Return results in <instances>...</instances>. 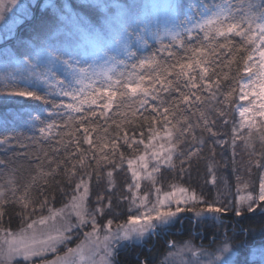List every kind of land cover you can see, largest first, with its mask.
Wrapping results in <instances>:
<instances>
[{
    "label": "snow or ice",
    "instance_id": "obj_1",
    "mask_svg": "<svg viewBox=\"0 0 264 264\" xmlns=\"http://www.w3.org/2000/svg\"><path fill=\"white\" fill-rule=\"evenodd\" d=\"M10 2L14 8L19 6L17 0ZM48 8L51 11H46L40 21L43 39L39 44L26 46V51L0 50L4 68L0 92L48 106L43 119L40 113L30 114L31 130L42 140L55 139L62 128L74 127L77 132L83 129L81 139L88 149L80 147L81 139L69 141L79 153L69 175H75L77 164L83 167L88 152H92L91 159L98 165L101 161L113 168L126 164L134 183L127 185L130 193L125 198L129 202L127 221L113 229V220L109 219L101 240V226L87 212L89 188L81 178L76 184L79 195L73 196L71 207L78 218L75 227L91 226V231L85 233L87 243L81 241L75 249L69 248L64 257L47 264H94L93 257L100 249L104 253L100 264H111L113 245L139 240L169 227L184 211L181 205L204 204L197 216L226 212L184 187L171 185L170 191L162 193L160 187H155V177L161 168L175 167L174 157L183 155L178 153L177 144L192 135L195 126L202 125L210 135H216L212 130L216 122L207 118L208 113L225 125L231 124L233 146L237 140L247 143L254 132L264 143V0H168L164 4L149 0H77L75 7L50 0ZM6 11L7 4L0 0V21L4 22L0 39L5 41L11 32ZM233 64L235 86L224 95L220 93L221 82L229 79ZM232 113L238 118L229 119ZM141 122L146 125L147 135L135 131L129 134L128 128L142 126ZM20 135H4L0 137V145L9 146ZM27 139L35 142L37 136ZM121 145L130 150V156L120 151ZM192 155L188 153V158ZM44 156L49 164L56 163L47 152ZM255 163L260 166L259 160ZM61 164H56V168ZM0 166L7 169L0 171V179L4 180L0 183L2 216L9 202L6 195L11 193L15 197L18 185L16 169H9L4 160H0ZM112 175V171L107 173L110 186ZM142 179L154 187L151 201L148 193L140 194ZM212 182L215 183L214 176ZM257 199L264 201V179L258 197L251 193L240 197L242 203H247L248 211L254 210ZM20 202L23 207L29 206L24 196ZM108 207L111 208V201ZM103 211L96 209L100 215ZM57 215H63L62 211L33 220L27 229L37 223L44 225L48 219L55 220ZM72 229L69 224L42 238H37L34 232L29 235L26 229H21L19 235L0 230L11 236L5 240L6 248L0 245V264L44 261L48 252H56L58 245L71 239L66 233ZM171 244L176 247L175 242ZM184 253L194 257L207 255L190 242L168 255L181 257V264H201L198 259L184 261ZM209 264H248V261H234L232 248L225 243Z\"/></svg>",
    "mask_w": 264,
    "mask_h": 264
},
{
    "label": "trees",
    "instance_id": "obj_2",
    "mask_svg": "<svg viewBox=\"0 0 264 264\" xmlns=\"http://www.w3.org/2000/svg\"><path fill=\"white\" fill-rule=\"evenodd\" d=\"M56 3L64 4L63 0H57ZM70 3L75 7V3ZM42 5V0H39L36 6H34L33 18L42 14ZM30 21L28 20L21 24L17 28L18 33L24 34ZM7 45V43L0 44V50L8 48ZM8 49L11 51L10 48ZM235 69V64L232 65L231 72H228V69L225 68L229 79L221 82L220 93L226 95L235 86L232 79L236 76ZM219 98L223 100L222 95ZM232 102L233 104L236 102L235 93H233ZM46 107L48 106L43 105L41 102L35 103L27 99L3 101L0 103V136H17L20 128L26 124L27 121L25 120L30 117V114L40 113L43 115ZM203 110L206 111V109ZM147 114L145 113V115ZM169 118L171 119V117ZM207 118L215 120L216 123L212 126V130L216 135H210L202 125L195 126L192 129L193 134L185 136L183 142L177 144V148L181 153H184L185 157V162L180 168L181 170L162 172L161 177L163 180L169 181L174 179L186 182L196 189L207 190V186H204L205 184L202 180L206 167L205 158L208 152L207 149L211 148L210 150L214 151L215 155L219 157L221 148L216 143V138L219 137L222 131L228 133V135L232 134L231 124H223L217 116L211 113H208ZM236 118L237 115L235 113L229 116V119ZM191 119L195 121L196 118L191 117ZM117 122H120V118H117ZM141 125L139 127L135 125L129 127V134L135 131L137 134L145 132V135H147L146 125H143V122H141ZM114 127L109 129L110 133ZM59 133L60 135L55 139L42 140L38 138L35 142L26 138L29 135L25 137L20 136L18 141H11L9 146L3 145L0 147V160L7 161L9 169H16L15 176L18 185L15 197L11 193H8L5 197L9 202L4 206L3 215L0 216V227L3 226L8 229L19 227L27 216L34 213L36 208H60L65 203V199L70 197V191L75 180L82 177L88 187L91 188V191H94L99 179L106 174L107 163L101 161L98 165L95 160L91 159L93 153L88 152V158L85 159L84 166L81 167L77 164L75 175H69L72 164H75L79 158V153H76L74 145L70 144L69 141L81 139L83 129L77 132L74 127L62 128L59 130ZM92 135L95 141L96 133ZM24 139L27 140L26 143L21 144L20 141ZM21 145H26V147ZM248 145L260 158L261 161H259L262 164L264 162V143H261L258 134L253 133L251 140L248 141ZM80 147L85 150L88 149V145L82 139ZM120 151H123L126 155L129 149L121 145ZM226 151H229V164L230 168H232L234 160L230 148L226 149ZM44 152H47L48 157L54 159L56 163L49 164L48 159L44 156ZM188 153H194V155L188 158ZM36 157H39V159H36ZM97 158L99 159L98 154ZM61 162L63 163L61 164ZM56 164H61V166L57 169ZM0 171L6 172L7 169H3L0 166ZM232 171L231 169L230 172L233 177ZM49 172H52V175H48ZM254 173L256 182L259 180L260 171L258 169L254 170ZM25 189H27L26 196ZM22 196H24L25 202L29 204L28 207L22 206L20 202ZM112 199L113 206L123 208L122 202L114 198ZM41 205L43 206L41 207ZM196 213L195 211L181 214L170 224L164 233H157L144 245L131 244L119 249L114 255L115 263L159 264L168 253L169 244L177 241H193L194 243L209 245V247L213 248L225 237L236 243V245H239L240 252H244L246 249L249 250L251 246L264 242V204L256 210L245 211L239 215L224 212L218 217L221 224L215 226H203L204 219H207L206 214L201 213L200 216H197Z\"/></svg>",
    "mask_w": 264,
    "mask_h": 264
},
{
    "label": "rangeland",
    "instance_id": "obj_3",
    "mask_svg": "<svg viewBox=\"0 0 264 264\" xmlns=\"http://www.w3.org/2000/svg\"><path fill=\"white\" fill-rule=\"evenodd\" d=\"M39 0H17L18 7H13L10 0H4L5 4H7L8 11L5 13V17L8 20L9 27L11 29L9 38L7 41L0 39V44L7 43L8 48L10 50L19 49L20 51H26L28 45L30 44H39L43 37L41 35V24L40 21L42 17L45 16L46 11L50 12L51 9L48 8V4L50 0H42L43 5V12L36 18H33V10L34 6H36ZM57 0H55L56 2ZM64 4H68L70 7H73L70 2L77 3V0H63ZM121 2H125V0H121ZM149 2L164 4L168 2V0H149ZM30 21L25 29V33H18L17 28L23 24L25 21ZM3 21H0V27L3 26ZM123 58V57H121ZM0 61H2V57H0ZM4 71L3 63L0 62V74ZM27 99L33 102H40L31 100L28 98L4 95L0 92V103L5 100H22ZM244 103V102H241ZM41 118H45L44 115ZM238 118V117H237ZM25 121L26 124L23 125L16 131L20 136H28L31 137L33 135L39 138V134L32 131V124L30 121V117L27 118ZM2 126V124H1ZM21 127V126H20ZM11 133V132H10ZM1 137V136H0ZM27 138V137H26ZM232 134L228 135V133L222 131L219 137L216 138V143L220 146L221 151L219 157L215 155L214 151H211V148L207 149V155L205 158V171L203 176V183L204 186H207V190H199L196 189L194 186L189 185L186 182L178 181V180H163L161 177L162 172H168L170 170H181V161H185L184 153L183 155H177L174 157L173 163L175 167L169 168L167 166L161 168L159 174L156 175L155 179L157 181L155 187H160L163 192L170 191L171 185H176L177 187H184L189 190V192L195 191L197 197H202L206 203H213L219 207L225 208L227 213L236 214L237 211L241 213L248 211L247 210V203H242L240 201L241 196H247L249 193L253 195V197H258L259 195V185L262 179H264V162L261 164L260 158L252 151L247 143L241 142L237 140L236 144L233 146L231 144ZM139 139V137H137ZM228 141L227 143H219V141ZM27 140L20 141L21 144H25ZM3 145H0L2 147ZM249 146V147H248ZM142 148V146H140ZM230 148V152L233 156V167L230 168L228 153L226 149ZM178 153H181L177 148ZM131 152L128 151V154L125 156H130ZM220 158V159H219ZM259 158V159H258ZM110 159H117L111 158ZM257 160H260V166H257L255 163ZM117 162L118 159H117ZM231 169L233 170V177L231 175ZM259 170V180L255 182V173L254 170ZM112 171V181L113 184L110 186L109 178L107 173ZM213 176L215 177V183H213ZM82 178V177H81ZM75 180L74 185L70 191V197L66 198L65 203L60 208H44L38 209L36 208L34 213L30 214L25 218L23 223L13 229H8L6 227H0V230H8L11 234L19 235L21 229H26L27 233L31 235L33 232L36 234L37 238H42L47 236L48 234H54L58 229L62 230L69 224L73 226V229L70 233H66V235L70 236L71 239L67 242L60 244L57 246L56 252H48L45 256L44 261L36 260L35 264H47V262L56 260L57 257H64L65 253L69 248L75 249L77 245L81 243V241H85L87 243L85 233L91 231V226L86 225L83 227H75L78 223V218L75 215L73 208L71 207L73 203V196H78L79 193L76 191V184L80 183V179ZM4 180L0 179V183H3ZM134 183L131 175V171L127 168L125 164L123 167L120 168H113L112 165L107 164V171L106 174L101 177L95 186L94 191H91L89 188L87 194V212L89 216L94 215L97 224L101 226L100 237L101 240L106 233V229L104 226L106 225L109 219L113 220V229L116 228V225L122 224L127 221L129 212V202L126 197H130V193L127 189V185ZM141 188L140 194L143 195L144 193H148L149 200L151 201L154 198V187L147 179H142L140 181ZM246 185V187H245ZM161 193V194H162ZM112 198L115 200H119L123 203V208H117L112 204ZM111 201V208L108 207V203ZM264 204V201L256 200V203L253 204V209L256 210L258 207ZM68 205L69 207H65ZM184 207V211L179 213L178 216L181 214L189 213V212H198L200 208L204 207V204H192L189 203L186 206L181 205ZM101 208L103 209V215L97 214L96 209ZM57 211H62L63 215H57L55 220L48 219L46 224L40 225L39 223L33 225V228L27 229V225L30 224L33 220H39L41 217H51L53 213ZM206 214L207 219H204L202 225L203 226H215L220 225L221 221L218 218L222 213H203ZM175 218V219H176ZM174 219V220H175ZM210 221V222H208ZM168 228V227H167ZM167 228L158 229L155 233L146 235L145 237L139 240H131V241H120L119 244L113 245L114 255L115 253L124 248L127 245H144L148 243L151 238L156 235L157 233H164ZM11 239V236L6 235L5 231H0V245L7 247L5 240ZM190 242L192 245L195 246L196 249H202L203 252L207 253V255H200L199 257H194L191 253H184L183 260H194L198 259L201 264H209V262L213 261L214 255L219 254V248L228 243L233 251V258L235 260H244L247 259L248 264H264V242L255 244L250 247L249 250L246 249L244 252L239 251V245L230 241L227 238H222V240L213 246V248L209 247V245H200L199 243H194L193 241H177L175 242L176 247H173L172 244H169L168 253L163 257L162 261L159 264H181V257L179 256H169V253H173L177 250L178 247H182L185 243ZM85 255H89V253H85ZM104 255L103 250L100 249L97 252V255L93 257L94 264H100V257ZM114 255L111 257V264H116L114 261ZM167 257V259H165ZM19 259V258H18ZM72 259V258H70ZM78 259V258H76ZM14 264V262H13Z\"/></svg>",
    "mask_w": 264,
    "mask_h": 264
}]
</instances>
